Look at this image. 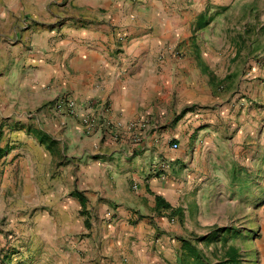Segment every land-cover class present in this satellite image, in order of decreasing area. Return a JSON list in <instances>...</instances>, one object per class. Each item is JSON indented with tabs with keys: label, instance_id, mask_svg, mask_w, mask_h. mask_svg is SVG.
I'll list each match as a JSON object with an SVG mask.
<instances>
[{
	"label": "crops",
	"instance_id": "obj_1",
	"mask_svg": "<svg viewBox=\"0 0 264 264\" xmlns=\"http://www.w3.org/2000/svg\"><path fill=\"white\" fill-rule=\"evenodd\" d=\"M195 1L0 0V206L9 193L28 214L55 211L30 220L41 223H30V243L44 246L29 256L173 264L156 235L180 231L156 197L175 207L197 180L234 203L260 197L264 225V47L237 38L230 62L210 58L192 42L203 29ZM59 96L79 116L147 124L118 140L88 132L79 116L50 110ZM11 252L9 264H22Z\"/></svg>",
	"mask_w": 264,
	"mask_h": 264
},
{
	"label": "rangeland",
	"instance_id": "obj_2",
	"mask_svg": "<svg viewBox=\"0 0 264 264\" xmlns=\"http://www.w3.org/2000/svg\"><path fill=\"white\" fill-rule=\"evenodd\" d=\"M200 7L203 10L202 14L209 19V23L194 35L192 42L196 46L208 48L210 58L225 56L226 61L230 62L231 54H227L228 47H231L237 38L243 40V44L264 47V29L261 28V25L264 26V0H196L193 2L194 13L200 10ZM223 50H225L224 54H222ZM221 65V63H215L213 72L220 69ZM223 86L225 85L219 82L217 88L222 90ZM182 140L179 141L183 145ZM197 181L198 187L193 192L187 193L183 186L180 190V201L175 208L181 210L179 212L181 215L169 213L166 215L168 222L176 225L180 232L175 234L171 231L170 238L165 239L161 236L164 231H158L156 239H160V242L157 248L169 253L173 264H178L181 246L178 237L193 239L212 232L216 228H222L226 231L219 233L216 242L197 243L210 264H216L221 260L230 245L239 251L240 264H264V225L260 221L259 206H257L261 203V198L254 194L242 193L236 195L237 201L234 203L233 195L208 192L207 188L202 187L200 181ZM179 182L185 184L183 176L179 177ZM15 196L7 193L0 206V251H5L2 253L3 259L0 263L9 264L7 255L12 253L11 250H17L22 253L21 258L16 260L13 257L14 262L56 264L55 254L45 258H40V255L29 256L30 254L27 253L29 250H40L44 244L40 241L30 243L31 236L26 234V231L30 230V223L33 227L35 224V228L41 224L30 222V220L43 219V215L52 220V217L55 218V211H49L50 213L46 215L44 210H31L28 214V210L16 208L18 205L13 204ZM225 237L226 242L223 241ZM24 253H27V256H24Z\"/></svg>",
	"mask_w": 264,
	"mask_h": 264
},
{
	"label": "trees",
	"instance_id": "obj_3",
	"mask_svg": "<svg viewBox=\"0 0 264 264\" xmlns=\"http://www.w3.org/2000/svg\"><path fill=\"white\" fill-rule=\"evenodd\" d=\"M198 29L204 28L208 25L209 19L205 17L204 14H201L198 18ZM213 76L210 73V78ZM7 151V148H0V157ZM8 152V151H7ZM80 201L84 204V198L79 196ZM165 208L169 211V214H179L181 210L179 208L172 207L170 203L165 202L162 198L156 197V211L159 212V208ZM82 214H85V211L82 210ZM181 214H179L180 216ZM86 225L89 226V223L86 221ZM226 229L216 228L214 231L209 232L203 236L195 237L193 239H187L184 237H178V240L181 242L179 250V261L178 264H210L207 257L202 254L200 249L197 246L198 242L213 243L218 240L220 232H225ZM223 241L226 242V237L223 238ZM241 257L239 251L232 245L228 246L224 257L219 260L216 264H240Z\"/></svg>",
	"mask_w": 264,
	"mask_h": 264
},
{
	"label": "built area",
	"instance_id": "obj_4",
	"mask_svg": "<svg viewBox=\"0 0 264 264\" xmlns=\"http://www.w3.org/2000/svg\"><path fill=\"white\" fill-rule=\"evenodd\" d=\"M49 108L54 114L59 117L79 116V113H77L78 111L76 101L69 96L57 97ZM97 113L98 112L95 111L79 116L84 128L88 132H90L91 130H99L102 133H106L114 140H118L121 137L123 130L132 131L142 129L147 124L146 120L138 119L135 121L128 122L126 125H121L119 123H113L107 119H104L102 115ZM170 146L172 149H177L179 147V144L177 142H173ZM107 214L110 217H112L113 215L111 211H109Z\"/></svg>",
	"mask_w": 264,
	"mask_h": 264
}]
</instances>
